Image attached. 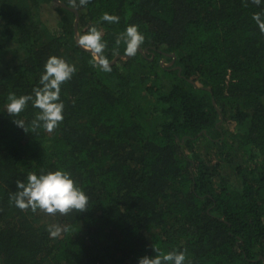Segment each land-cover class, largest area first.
I'll return each mask as SVG.
<instances>
[{
    "label": "trees",
    "instance_id": "16d2710c",
    "mask_svg": "<svg viewBox=\"0 0 264 264\" xmlns=\"http://www.w3.org/2000/svg\"><path fill=\"white\" fill-rule=\"evenodd\" d=\"M74 4L0 0V264H135L152 248L183 249L190 264H264V33L252 19L264 3ZM129 24L145 40L126 58ZM93 25L111 71L75 42ZM50 55L76 67L61 84L64 118L23 132L7 96L31 92ZM57 168L88 194L86 210L14 205L17 181Z\"/></svg>",
    "mask_w": 264,
    "mask_h": 264
},
{
    "label": "clouds",
    "instance_id": "9594fccd",
    "mask_svg": "<svg viewBox=\"0 0 264 264\" xmlns=\"http://www.w3.org/2000/svg\"><path fill=\"white\" fill-rule=\"evenodd\" d=\"M86 2L87 0H81V3ZM254 2L259 5L264 3V0H254ZM70 3L76 7L74 0H70ZM101 19L117 22L119 16L105 12ZM252 19L264 33V14L254 13ZM138 29V25L129 24L118 35V40H123L124 52L129 57L136 55L139 46L145 40V35ZM75 42L78 47L92 53L96 64L103 71H111L110 61L103 54L105 43L97 27L93 25L86 31L77 33ZM75 71V65L68 63L63 57L48 56L38 82L31 92L20 95L15 92L8 94L7 103L4 105L6 115L12 117L11 122L23 132L26 128L32 132L38 128L52 132L64 118V102L60 99L61 84L70 79ZM29 106L36 109L34 118L30 122L26 123L22 119L15 118ZM16 188L17 191L11 199L20 209L31 208L33 211L40 209L50 214L57 212L65 214L70 210L84 211L89 202L88 194L76 183L72 174L62 168L29 172L25 180L17 181ZM59 231L60 228L57 227L50 234L55 236ZM152 251L154 255L138 256L135 264H190L183 249L164 252L152 248Z\"/></svg>",
    "mask_w": 264,
    "mask_h": 264
},
{
    "label": "water",
    "instance_id": "95a60500",
    "mask_svg": "<svg viewBox=\"0 0 264 264\" xmlns=\"http://www.w3.org/2000/svg\"><path fill=\"white\" fill-rule=\"evenodd\" d=\"M71 10L75 13V16H76V19H75V21H74V28H76V24H77V20H78V13H77V11H76V9L75 8H71ZM76 35H77V32H76ZM118 58V56H116L115 58H114V60L115 59H117ZM126 58H128V56H126ZM113 60V61H114ZM171 63H169L168 65H170Z\"/></svg>",
    "mask_w": 264,
    "mask_h": 264
},
{
    "label": "rangeland",
    "instance_id": "374dc122",
    "mask_svg": "<svg viewBox=\"0 0 264 264\" xmlns=\"http://www.w3.org/2000/svg\"><path fill=\"white\" fill-rule=\"evenodd\" d=\"M56 8H57V7H55V5L50 4V9L52 10V12H53ZM48 22H49L50 24L53 22V20H52L51 17L48 18Z\"/></svg>",
    "mask_w": 264,
    "mask_h": 264
}]
</instances>
